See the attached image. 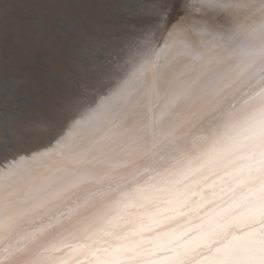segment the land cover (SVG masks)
<instances>
[{
  "label": "snow or ice",
  "instance_id": "snow-or-ice-1",
  "mask_svg": "<svg viewBox=\"0 0 264 264\" xmlns=\"http://www.w3.org/2000/svg\"><path fill=\"white\" fill-rule=\"evenodd\" d=\"M11 7L0 0V264H264V0H149L147 23L65 77L45 138L22 151Z\"/></svg>",
  "mask_w": 264,
  "mask_h": 264
},
{
  "label": "bare ground",
  "instance_id": "bare-ground-1",
  "mask_svg": "<svg viewBox=\"0 0 264 264\" xmlns=\"http://www.w3.org/2000/svg\"><path fill=\"white\" fill-rule=\"evenodd\" d=\"M99 1L102 3L96 4ZM83 2L88 4V8L71 12L51 7V0H11L8 39L18 38L26 48L10 69L11 78L19 83L12 100L19 110L20 120V126L10 134L11 151L33 147L45 138L48 119L57 113L59 105L67 98L65 77L71 75L83 59L107 58L101 42L118 44L150 19L142 10L149 0ZM243 15V12L238 15L213 13L211 19L224 23L240 19ZM76 20H79L78 26H73ZM36 33L39 34L38 39H28ZM74 35L78 36L81 46L74 42L60 52L64 44L59 41L69 43ZM3 43V32L0 31V47ZM3 82L4 73L0 67V85ZM37 84L40 86H35ZM5 141L4 129L0 127V145Z\"/></svg>",
  "mask_w": 264,
  "mask_h": 264
},
{
  "label": "rangeland",
  "instance_id": "rangeland-1",
  "mask_svg": "<svg viewBox=\"0 0 264 264\" xmlns=\"http://www.w3.org/2000/svg\"><path fill=\"white\" fill-rule=\"evenodd\" d=\"M105 2H109L110 3V0H104ZM100 3H102L101 1H99L98 3H96V4H100ZM86 7L88 8V4L86 3ZM81 9V8H80ZM100 12V11H99ZM57 18L59 17V16H56ZM105 19V18H104ZM106 20V19H105ZM77 22L79 21V20H76ZM78 36L77 35H74V37H72V39H71V41L69 42V43H67V42H65V41H63V40H60L59 42L60 43H63L64 44V46H63V48H61V49H59L60 50V52L65 48V47H68L70 44H74V42H77V44H79V46L78 47H80L81 46V43L80 42H78L79 41V39L77 38ZM77 44H76V46H77ZM54 47H56L55 45H54ZM53 52H54V49H53ZM41 63V62H40ZM52 76H54V73H53V71H52Z\"/></svg>",
  "mask_w": 264,
  "mask_h": 264
}]
</instances>
